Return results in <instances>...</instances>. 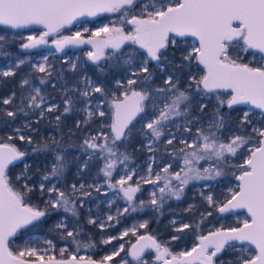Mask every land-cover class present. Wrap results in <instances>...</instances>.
I'll return each instance as SVG.
<instances>
[{
    "label": "snow or ice",
    "instance_id": "1",
    "mask_svg": "<svg viewBox=\"0 0 264 264\" xmlns=\"http://www.w3.org/2000/svg\"><path fill=\"white\" fill-rule=\"evenodd\" d=\"M105 13L118 18L95 30L85 27L83 32L62 34L82 17ZM33 25L42 30L23 37L21 53L56 37V52L91 45L86 57L101 75H106V66L121 68L123 74L111 88L83 73L75 61H65L74 76L70 83L64 69L57 71L48 56L30 62L27 54L10 52L7 46L13 41L0 34V57L6 61L0 66V84L20 76L19 95L13 90L0 97V126L11 128L6 140L0 137V264H130L121 257L125 251L143 264L146 249L154 250L162 264H264V0H0V26L17 30ZM187 38L191 46L181 49ZM29 65L31 70L22 73ZM157 69L161 83L156 81ZM49 85L59 91V100L47 91ZM240 105L248 107L239 109L242 115L234 120L231 114ZM74 114L75 130L67 126L65 132V119ZM20 117L22 125L13 127ZM97 117L99 128L85 132ZM42 121L52 125L55 134L40 135ZM137 137L140 143L129 152ZM14 138L31 152L21 150ZM135 151L148 154L145 167H132ZM30 155L43 158L36 173L25 162ZM234 158L242 162L234 163ZM96 160L100 167L89 181L85 177ZM18 162L23 169L13 178L10 166ZM70 165H75L79 182H67ZM229 173L236 183L222 198L202 190L207 207L189 204L183 209L193 217L199 213L198 219L184 222L180 216L170 221L175 233L196 234L198 243L189 250L173 253L152 235L137 236L133 226L119 237L101 238L108 245L131 232L137 241L127 250L122 243L99 260L79 255L81 249L96 247L91 237L81 238V210L94 193L111 194L109 208L116 200L125 202L115 216L109 213L105 219L87 208V223L103 233L130 212L150 207L162 215L167 202L182 200L193 182L220 183ZM143 185L151 186L149 199L137 204ZM238 210L246 215L236 226L221 225L202 234L208 217L218 213L224 219L225 214L238 215ZM53 214L59 218L47 232L64 243L58 254L55 241L47 236L42 238L45 247L29 241L13 250V238L22 229L39 233ZM148 223L138 226L147 228ZM181 238L171 236L173 241Z\"/></svg>",
    "mask_w": 264,
    "mask_h": 264
},
{
    "label": "trees",
    "instance_id": "2",
    "mask_svg": "<svg viewBox=\"0 0 264 264\" xmlns=\"http://www.w3.org/2000/svg\"><path fill=\"white\" fill-rule=\"evenodd\" d=\"M1 32V31H0ZM11 40L13 43L9 44L7 46L8 50L12 53L20 54V50L18 49V39L14 38ZM189 39L187 38V43L181 42L180 48L185 49L189 47ZM34 54V53H33ZM169 56L172 55L171 50L168 53ZM180 53L179 51L176 52V56L179 57ZM52 65H54L55 69L59 71L61 68L64 69L65 75L67 76L69 82L71 83L74 79L73 73L68 71L69 65L65 62L62 61H56L52 60L50 62ZM103 63V62H101ZM5 64V58L0 57V66ZM195 66V67H194ZM197 66L195 62L193 61L192 65V71L194 74L197 73ZM30 65L25 66L22 68V73H26L30 71ZM83 73H86L89 77H91L95 81H104L109 87L115 88V80L119 79L120 76L123 74V69L121 68H107L106 66V75H101L97 69V67L88 61L85 62V64L82 66ZM33 75H39L37 73H33ZM199 73L197 74V76ZM76 79L79 78V74L75 77ZM20 80V76L15 77L14 79L9 78V80L3 84H0V97L8 96L13 90L17 92L19 95L20 89L18 87V82ZM156 81L157 83L162 82V74L159 72V70H156ZM183 86V83H182ZM47 91L52 94L53 97H55L56 100H59L60 93L57 90L52 89V87L49 85L47 88ZM98 95V94H97ZM198 99V98H197ZM209 112L211 111V105L212 101L209 102ZM237 111L232 112V117L235 120L238 116L242 115V112L239 111V109H246L245 106H237ZM107 110V109H105ZM258 112V111H257ZM77 118V116L71 115L66 117L65 119V132H67L68 127L67 126H72L74 129V121ZM139 117L137 118V121H139ZM24 118L20 117L16 124L13 125V127H19L22 125ZM100 121L101 118L97 117L96 121L89 125L88 128L84 129L85 132L87 131H95L96 129L99 128L100 126ZM110 121V115L109 118H105L104 122L108 123ZM255 122V118H254ZM35 126V125H34ZM137 127H139V123H137ZM75 130V129H74ZM11 133V128H5L3 126H0V137H3L5 140L7 139V136ZM39 134L40 135H50V134H55V129L52 125H50L47 121H42L39 125ZM80 134L78 133V136ZM38 138V137H37ZM82 138V137H81ZM15 143L21 150H27L31 152L30 146H28L25 142H21L18 138H14L12 141ZM140 143V138L137 137L136 141L129 147V152H133V150L137 147V145ZM70 152H76L75 149H69ZM147 153L144 151H135L133 154V161H132V167H139L143 168L145 167V160L147 157ZM81 157L83 158V154H81ZM25 162L32 164V173H36V167L37 164H40L42 166L43 158L42 157H35V156H28L26 157ZM242 162L241 159L239 158H234V163H240ZM100 167V161H92L91 162V169L89 174L85 177V179H89L90 176L95 175L97 173L98 168ZM23 169V163H16L15 166H10V175L14 178L17 173H19ZM176 170V169H174ZM115 175V174H114ZM118 177L115 176V178ZM35 178V177H34ZM66 179L67 182L70 184L72 182H79V177L76 175V167L75 165H70L69 170L66 174ZM205 183H211L213 186L211 188H204L203 185ZM236 183L234 177L229 173V175L226 178H223L220 183H215V182H193L190 184L186 190H185V196L182 198L180 201H176L175 199L169 200L167 204L163 208V214L159 213H154L151 208H146L144 211H137V212H130L124 216H121L122 220L119 222L118 226L114 230H104L105 232H109L108 235L115 236L119 234L120 228L125 227L129 225L130 220H136L140 221L142 219L147 220L148 226L147 228H139L138 229V235L141 234H147V235H152L154 236L159 242L162 244H165L166 246L169 247L170 251L173 253H177L180 251L184 250H189L195 243H197L196 240V234L193 233L191 230H186L184 234H177L174 232L173 227L170 223L171 217L176 216L184 217V222H190L191 219H198L199 218V213H196V215L193 217L192 214L189 213H184L183 209L186 208L189 204H196L199 208L203 209L206 208L207 205L204 203V201L201 199L200 192L203 190L205 195L208 194V192H213L217 197L223 196V194L226 193V190L230 186H234ZM143 191L139 194L137 204L139 203L140 199H143L147 201L149 199L148 197V185H143ZM33 200H36V197H33ZM86 215L87 211L85 209L81 210V224L83 226V235L82 239L87 241L88 237H91L95 244L96 247L100 246V233L101 230L93 225H89L86 220ZM220 214L214 213L212 217H208V219L205 221V223L202 225V234H207L209 231L215 230V227L218 225V220ZM231 214H225L223 226L228 227V226H236L240 220L238 219H233L231 218ZM59 218L57 214H53L45 223L44 228L41 229V231L37 234H41L44 236H47V238H53L56 242H59L60 244H63L62 241H59V237L55 233H48L47 229L50 227L52 224L56 222V220ZM178 226V225H177ZM31 234H34V232L27 230V229H22L18 234L17 237L13 238V243H12V248L13 250H16L18 247H21L23 244V241L27 239V237ZM172 235H181L182 238L177 241L171 240ZM135 239L134 236L131 237V240L133 241ZM118 240L113 241L111 244H108L106 246H103V249H106L107 247H116ZM95 247V248H96ZM127 250V248H125ZM101 253L102 252H97L96 250L94 254L91 256L99 260L101 258ZM125 254V252H122L121 254ZM147 260L146 263L143 264H152V252H149L146 254ZM119 257L116 258L118 261ZM130 264H136L135 261L130 260Z\"/></svg>",
    "mask_w": 264,
    "mask_h": 264
},
{
    "label": "rangeland",
    "instance_id": "3",
    "mask_svg": "<svg viewBox=\"0 0 264 264\" xmlns=\"http://www.w3.org/2000/svg\"><path fill=\"white\" fill-rule=\"evenodd\" d=\"M118 18V14H111V15H106V16H102V17H99L97 19H93V20H87V21H84V22H80L78 24H75V25H71L69 26L68 28L66 29H63L62 30V34L63 35H71L72 33L76 32V31H81L83 32V29L85 27L89 28L90 30H95L97 27H100L102 26L104 23H108L110 22L111 20H115ZM130 26H126V30L129 29ZM42 29L39 28V29H35V28H32V29H26V30H11V29H6L4 28L3 26H0V34H3V35H7L8 38L11 40L16 38L18 39V42L21 41L23 39V37L27 36V35H30V34H36L38 35L39 34V31H41ZM90 35V32L89 33H84V37H88ZM56 37H49L48 38V44L46 45H41L39 46L38 48L36 49H32V50H26V53H21V50H20V54L23 55L24 54H27L28 56V59L30 62H35V63H39L42 61L43 57L44 56H48L49 58V63L52 61V60H56V61H62V62H65V61H75L78 65H80L81 67L85 64L87 60V57H86V52L89 51L87 50L86 48H70V49H66L64 52L62 53H56L55 51L49 49V46L52 44V40L55 39ZM190 41H189V47L191 46V39L188 38ZM128 47L129 46H125V51L128 50ZM34 53V54H33ZM90 63V61H88ZM195 62V61H194ZM6 63V61H5ZM92 64V63H91ZM4 66V65H2ZM195 67V66H194ZM198 74V72L196 73ZM97 101H93V104L95 105ZM247 108V107H246ZM105 109H107V105H105ZM105 131H107V129H105ZM95 175H92L90 176V178L88 179L89 181H91V179L93 177H95ZM118 177H116V179H118ZM135 179V178H134ZM99 181L102 182L103 181V177L102 175L99 177ZM199 183H203V182H199ZM148 197H149V192L151 191V186L148 185ZM140 193L137 194V196H139ZM108 199H111V194H109L108 197H105L103 195H98L94 193V199L92 200L91 203H89L87 205V208H91L92 209V213L93 215L95 216H99L101 219H105L106 217V214H112L113 216L116 215V211H117V207L119 208H123L125 202L120 199V200H116L113 204V206L111 208L108 207V204H107V200ZM87 208L85 209L87 211ZM238 215L236 213H233L231 214V218L233 219H243L244 216L246 215L244 211H238ZM173 218H179V217H176V216H173L171 217V220ZM119 219V222L122 220L121 218H118ZM145 221V219H142L140 221H136V220H130L129 222V225L128 226H125V227H121L120 228V231H119V234L118 235H115L116 237H119L121 235V233L126 230V229H129V228H132L133 226H136V229H137V236L138 235V229H139V223ZM223 222H224V219H220L218 220V225L215 227L218 228L220 227L221 225H223ZM114 227H110V228H105V230H114L119 223H117L115 220L111 222ZM109 232H103V233H100V237L102 238H107L108 236H111V235H108ZM141 235H144V234H141ZM133 235L131 234V232H129V235L124 237L123 239H117L118 242L116 244V247L115 248H118L120 244H125V248H130L131 245L133 243H135V241L137 240V236H134L135 239L132 241L131 240V237ZM45 237L44 235H41V234H37V233H34V234H31L27 237L26 240L23 241V244L22 246L25 244V242H31L33 243L34 245L38 246V247H45V245L43 244L42 242V238ZM49 239H52L54 240L53 238H49ZM55 241V240H54ZM60 241V240H59ZM115 241V240H114ZM113 242V241H112ZM56 254L59 253V248L60 247H63L65 246L64 243L63 244H60L59 242H56ZM103 246H106L105 244L101 243V240H100V246L90 250V251H85L83 249H81L79 255H82V256H91L92 254H94L95 250H96V253L97 252H102L101 253V257L109 252L112 251L113 247H107L106 249H103L104 247ZM121 257L127 259L128 261L132 260V258L130 256H127L126 253L124 254H121ZM121 257H119L118 261L121 259ZM152 259H153V262L152 264H159L158 261L155 260V251L152 252ZM147 260L146 257H142V262H145Z\"/></svg>",
    "mask_w": 264,
    "mask_h": 264
},
{
    "label": "water",
    "instance_id": "4",
    "mask_svg": "<svg viewBox=\"0 0 264 264\" xmlns=\"http://www.w3.org/2000/svg\"><path fill=\"white\" fill-rule=\"evenodd\" d=\"M106 15H111V14H107V13H105V14H102L101 16H98V17H82V18H80L79 21H74L72 25H75V24H78V23H80V22H84V21H87V20L97 19V18H99V17L106 16ZM69 26H71V25H69ZM69 26H67L66 28H68ZM32 28L39 29L40 26L33 25V26H30L29 28H25V29H17V30H26V29H32ZM66 28H65V29H66ZM190 39H191V38H190ZM70 48H87V49L90 50V49H91V45L84 44V45H79V46H68V47H66V48H65L63 51H61V52H56L55 47H54L53 44H51V45L49 46V49L55 51L56 53H62V52H64L66 49H70ZM242 106H245V105H242ZM245 107H248V106H245ZM257 111H258V110H257ZM137 118H138V117H137ZM238 211H244V210H238ZM245 214H246V213H245ZM145 235H147V234H145ZM136 241H137V240H136ZM136 241H135V243H136ZM197 243H198V241H197ZM146 251H153V250H152V249H146L145 252H146ZM159 264H162V262H159Z\"/></svg>",
    "mask_w": 264,
    "mask_h": 264
},
{
    "label": "flooded vegetation",
    "instance_id": "5",
    "mask_svg": "<svg viewBox=\"0 0 264 264\" xmlns=\"http://www.w3.org/2000/svg\"><path fill=\"white\" fill-rule=\"evenodd\" d=\"M84 38H88V37H84ZM86 49H87V48H86ZM87 50H89V49H87ZM90 63H91V62H90ZM153 251H154V250H153ZM153 251H146V252L144 253L143 257H146V258H147L146 254L149 253V252H153ZM151 262H153V259L151 260ZM143 263H146V261L143 262Z\"/></svg>",
    "mask_w": 264,
    "mask_h": 264
}]
</instances>
